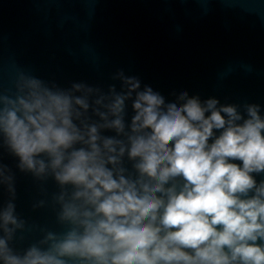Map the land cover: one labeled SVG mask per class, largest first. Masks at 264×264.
Returning a JSON list of instances; mask_svg holds the SVG:
<instances>
[{
  "label": "clouds",
  "instance_id": "obj_1",
  "mask_svg": "<svg viewBox=\"0 0 264 264\" xmlns=\"http://www.w3.org/2000/svg\"><path fill=\"white\" fill-rule=\"evenodd\" d=\"M117 78L120 91L104 93L21 77L14 97L0 95V146L21 172L60 185L58 219L69 225L47 234V248L18 252L10 242L24 222L10 200L0 207V264H264L261 106L241 112L186 90L166 101L137 77ZM6 172L0 163V185L14 198Z\"/></svg>",
  "mask_w": 264,
  "mask_h": 264
},
{
  "label": "water",
  "instance_id": "obj_2",
  "mask_svg": "<svg viewBox=\"0 0 264 264\" xmlns=\"http://www.w3.org/2000/svg\"><path fill=\"white\" fill-rule=\"evenodd\" d=\"M120 71L166 101L186 90L239 105L241 112L245 103L258 104L264 115V0H0V95L14 97L21 77L66 90L82 83L120 91L114 79ZM133 114L128 102L126 123ZM88 115L90 123L99 122ZM123 161L132 172L126 155ZM0 163L11 169L5 174H14L15 187L13 198L0 185V207L12 200L24 222L10 247L21 253L33 244L47 248L41 241L48 233L69 227L58 219L63 190L50 174L21 172L2 146Z\"/></svg>",
  "mask_w": 264,
  "mask_h": 264
}]
</instances>
